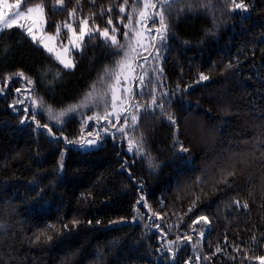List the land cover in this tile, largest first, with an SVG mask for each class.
Masks as SVG:
<instances>
[{
  "label": "trees",
  "instance_id": "1",
  "mask_svg": "<svg viewBox=\"0 0 264 264\" xmlns=\"http://www.w3.org/2000/svg\"><path fill=\"white\" fill-rule=\"evenodd\" d=\"M39 2L22 0V6ZM42 2L45 31L56 32L57 24L71 22L67 9L76 7V0H65L64 9L54 8V0ZM187 2L194 11L181 2L166 13L169 32L159 61L150 57L137 70L154 85L158 78L163 84L158 89L169 92L164 115L159 109L142 110L138 127L128 130L129 137L143 138V155L128 152L126 138L117 134L113 139L114 129L107 135L101 131L97 145L81 151L36 130L31 121L21 124L23 111L9 106L25 95L20 77H13L0 94V264H185L190 258V264H258L254 257L264 255V0H242L246 11H230L234 0H212V13L194 0ZM120 3L80 0L77 17L96 13L95 25L110 27L109 14L99 12L111 5L117 37L125 44L131 6L143 5L129 0L121 14ZM133 17L130 27L136 26L137 14ZM147 26L153 27L151 20ZM122 55L93 34L85 37L82 50L72 52L75 66L65 69L14 26L0 32V87L6 76L23 72L34 81V94L59 110L81 100L94 82L101 88L98 78L106 67L114 70ZM154 68L162 74L157 76ZM201 72L209 79L197 83ZM130 87L135 100L150 101L148 88L140 96L135 84ZM103 111V105L82 109L53 131L69 140L88 138L89 132L94 136L108 125L87 117ZM167 114L174 116L175 125ZM36 119L52 126L46 114ZM174 140L189 151L179 152ZM149 156L156 167H149ZM141 195L148 207L136 204ZM197 197L196 208L184 215ZM234 200L248 207H238ZM136 207L143 215L133 220ZM200 215L211 223L193 231L189 225ZM199 231H204L202 238ZM185 233L197 247L183 241L174 245L179 250L173 260L167 241Z\"/></svg>",
  "mask_w": 264,
  "mask_h": 264
},
{
  "label": "snow or ice",
  "instance_id": "2",
  "mask_svg": "<svg viewBox=\"0 0 264 264\" xmlns=\"http://www.w3.org/2000/svg\"><path fill=\"white\" fill-rule=\"evenodd\" d=\"M26 3L27 0H24ZM93 4H95V0H91ZM185 3L187 9L189 11H194L195 8L192 4H189L187 0H139V3H142V8H137L135 3L131 6L132 11L128 14L129 24H126L125 31L123 32L125 44H121L118 37V29L113 24V19L111 17L112 6L109 5L106 9L101 8L99 15L103 16L105 12L109 15L107 17V25L110 27H104L100 29L99 25H95L94 18L96 13H92L87 17H77V7L79 6L80 0H76V7L71 9H67L68 17L71 22L65 21L62 24H57L56 26V36H59L61 32V28L67 29L68 33V42L69 47L64 48L65 53H70L71 49L82 50V43L85 37H92L93 34H98L105 44L110 45L113 49L116 50V55H120L122 52L123 55L120 59L115 61V69L105 68L104 74L98 78V83L101 85V88H97V82H94L90 86V90L84 94L83 98L79 100L77 103L67 106L66 108H62L56 110L52 105H48L44 102L42 97H38L34 94V81L25 76L23 72L14 73L12 75L6 76L4 81V87H0V94L5 92V89L8 87V83L13 79V77H20L26 82V87L23 89L25 95L22 99L18 98L13 101L11 108L14 111H23L24 115L20 120L21 124H25L29 121L33 122L36 130H44L50 138L53 140L63 139L66 145H75L77 149L81 151H87L93 149L98 141L101 140V131L107 135L112 129L115 130L113 132V139L116 138L117 134L127 139V150L128 152H134L135 154H144L143 147V138L137 139L136 137H129L128 130L135 129L138 127V116L139 113L148 110L159 109L161 115H164L165 101L169 96V92L167 90H159L163 89L162 82L157 78L155 85L151 78L145 79V75H137L138 69H143L144 64L148 62L151 57L155 61H159L161 55V48L165 46L167 41V36L169 32V25L167 23V14H170V10L173 4L176 3ZM22 0H14V2H9V0H0V32L5 29H11L12 27H19L21 29H25L27 35L31 37V40L35 43L42 45L48 52H53L54 49L49 46V43L46 42V38L44 35H37L39 32L40 26L44 23L46 19L45 15V6L41 0L39 3H35L32 6L26 7V10L21 9ZM196 5H199L201 10L207 13H212L213 4L212 0H194ZM129 6V0H123V3L117 5L118 10L121 14L126 12V8ZM54 8L64 9L65 0H54ZM247 10V5L244 4L241 0L240 3L233 2V7L230 8V11ZM177 11H184L183 8L178 9ZM133 13L137 14V18H135V24L139 25L140 29L135 27H131L134 20ZM158 18L159 26L156 27V20ZM28 21L29 25L25 27L24 23L21 21ZM78 20V32L74 27V24L77 23ZM121 22H123V16L120 17ZM151 20L153 27H148L147 22ZM90 21H92V26L90 27ZM213 23L215 25L216 18L213 16ZM111 28V31H110ZM130 29V30H129ZM208 34L214 35V32H209ZM55 37L49 35L47 37V41L53 40ZM147 41V42H145ZM57 59L60 64L63 65L65 69L73 68L74 62L70 58V56H61L57 55ZM228 67H231L229 64ZM153 72L157 73V76L162 74V69H153ZM60 75L59 72H56L54 78H58ZM209 77L204 73L199 74V79L197 83L201 81H207ZM135 84L136 88L139 91L136 93L137 95L143 96L145 95V89L148 88L147 94L150 96V101L146 103H140L135 100L133 96V88L129 87V85ZM149 85H152L149 88ZM159 86L158 87L156 86ZM177 90L180 91L179 86H177ZM21 88H16L15 92L17 94L21 93ZM27 101H30L31 107V115H29V105ZM103 105L104 111L103 114H96L93 116H88L87 120H96L99 124L100 121H105L107 123V127H103L100 131H96L93 136L92 132L88 133V138H85L83 135L78 140H69L67 137L63 136V132H60V136L57 137L56 133L53 131V127L61 126L64 122V118L69 116L72 113H76L85 108L90 107H99ZM21 106V107H18ZM119 106V108H118ZM110 109V110H109ZM38 114H46L47 120L52 124L50 127L49 123H43L36 119ZM115 118V122H113L112 118ZM167 120L175 125L174 116L171 114H167ZM121 120L123 122L121 123ZM81 132H83V125L81 128ZM178 144V151L181 153H187L189 151L188 148H185L178 140H174V145ZM63 155L61 153V160L58 162L59 167L63 168ZM149 167H156L153 163L152 158L148 157ZM121 167H126V163L121 165ZM234 173H229V175H233ZM226 182V180L224 181ZM142 187V186H141ZM199 202V197L192 201L191 206L188 208L187 212L184 215L192 212L197 203ZM233 203L238 207L242 206L243 208H247V203H241L239 200H234ZM138 206L148 207L146 199L143 195L139 197L136 201ZM136 215L133 216V220L138 218H142V213H140L139 207L134 209ZM149 211L151 209L149 208ZM153 216L156 218L160 217L159 213H153ZM181 222L183 221V216L179 217ZM79 223L78 221H73V224ZM91 223V222H89ZM99 223V221H97ZM211 221L209 217L206 215L197 216L194 220H192L189 228L195 231V226L198 224L209 225ZM3 225H0L2 228ZM67 227V225L65 226ZM156 228H160L157 224ZM171 227V226H170ZM163 232V229H160ZM164 236H167V233H164ZM199 237L204 236V231H199ZM39 239V237H37ZM51 239V237H49ZM191 243L193 250L196 249V243H192V236L185 233L183 236H177L176 240L167 241V253L170 254L171 258L174 260L176 256V252L179 250L173 248L174 245H179L180 242ZM217 252L221 251V249L217 248ZM249 258V257H246ZM199 260V256L196 257ZM204 259H208V257H204ZM255 260L258 261V264H264V255L254 257ZM190 260L186 261L185 264H190Z\"/></svg>",
  "mask_w": 264,
  "mask_h": 264
},
{
  "label": "rangeland",
  "instance_id": "3",
  "mask_svg": "<svg viewBox=\"0 0 264 264\" xmlns=\"http://www.w3.org/2000/svg\"><path fill=\"white\" fill-rule=\"evenodd\" d=\"M9 2H14V0H9ZM28 6H32V5H28ZM28 6H22V3H21V9L20 10H26V7ZM21 23H24L25 24V27H27L29 25V22L28 21H21ZM45 26H46V21H44V23L40 26V31L37 32V35H44L45 38H46V42L49 43V46L52 47L54 49L53 52H49L56 60L57 62H59V60L57 59V55H61V56H70V58L72 59V52L75 51V50H78V49H71L70 53H65L64 52V48L65 47H71L69 45V42H68V33H67V29H64V28H61V32L59 34V36H56V32H48V31H45ZM78 32V27L74 26ZM131 28V27H130ZM135 28L137 29H140V26L139 25H136ZM25 31V29H23ZM26 32V31H25ZM51 35L53 37H55V39L53 40H50V41H47V37ZM31 38V37H30ZM85 39V38H84ZM84 41V40H83ZM40 45V44H39ZM42 46V45H40ZM43 47V46H42ZM44 48V47H43ZM45 49V48H44ZM46 50V49H45ZM47 51V50H46ZM48 52V51H47ZM60 63V62H59ZM62 65V64H61ZM63 66V65H62ZM130 87V85H129ZM119 108V106H118Z\"/></svg>",
  "mask_w": 264,
  "mask_h": 264
}]
</instances>
